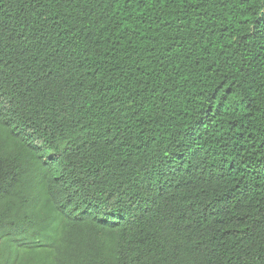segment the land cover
Listing matches in <instances>:
<instances>
[{
    "label": "trees",
    "instance_id": "trees-1",
    "mask_svg": "<svg viewBox=\"0 0 264 264\" xmlns=\"http://www.w3.org/2000/svg\"><path fill=\"white\" fill-rule=\"evenodd\" d=\"M0 264H264V0H0Z\"/></svg>",
    "mask_w": 264,
    "mask_h": 264
}]
</instances>
